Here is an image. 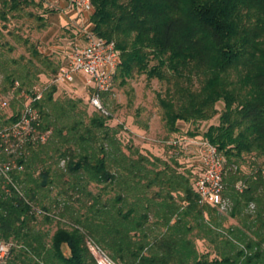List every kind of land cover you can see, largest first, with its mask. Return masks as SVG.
Masks as SVG:
<instances>
[{
	"label": "trees",
	"instance_id": "16d2710c",
	"mask_svg": "<svg viewBox=\"0 0 264 264\" xmlns=\"http://www.w3.org/2000/svg\"><path fill=\"white\" fill-rule=\"evenodd\" d=\"M91 3L89 26L120 54L114 87L140 76L161 82L158 115L176 139L169 157L125 139L106 106L112 92L108 116L90 105L91 91L85 107L50 85L63 63L18 37L29 59L0 52L2 91L18 111L0 114L3 264H97L90 244L119 264H264V0ZM43 5L0 0V39L12 20L47 28L44 14L28 10ZM142 111L135 125L148 130ZM181 125L207 129L200 136ZM194 138L224 158L225 210L199 202L201 169L184 156Z\"/></svg>",
	"mask_w": 264,
	"mask_h": 264
},
{
	"label": "rangeland",
	"instance_id": "374dc122",
	"mask_svg": "<svg viewBox=\"0 0 264 264\" xmlns=\"http://www.w3.org/2000/svg\"><path fill=\"white\" fill-rule=\"evenodd\" d=\"M43 2L44 5L42 9L30 7L28 10L37 16L44 14L49 26L44 30H38L36 28L38 25L36 19L10 21L7 24L8 30H3V35L5 37L0 39V52L4 54L5 58L9 60H20V58L24 56L26 59H29L30 55L26 51L24 43L18 40V37H23L25 40L29 39L31 42L39 44L41 51L55 62L61 61L64 63L67 51H69L73 43L78 40V34L82 33L83 24L81 23L79 27L67 26L65 24V21L60 16L62 0H43ZM88 17L90 18V14ZM87 20H85L84 23ZM85 24L88 25L87 23ZM3 25L4 22L0 20V28ZM9 32H12L13 35L11 36ZM10 48L13 50L10 51ZM50 83H52V81ZM3 86L4 76L0 74V98L7 102L5 107H0V114L4 115L5 119H8L18 111H13L10 105L13 102L14 96L9 93V91L3 92ZM163 86L164 85L158 80H152L149 83L145 76H140L130 80L129 84L123 88L115 86L106 106L112 111L114 118L112 124L124 123L121 134L125 139L131 140L134 144H137L139 147L156 156L169 157L170 155L168 156L167 152L169 148L168 144L175 140L176 136L174 134L169 135L164 123L158 115L156 94L163 89ZM60 88H66L70 95L76 99L81 98L84 101L85 107L86 104L88 105L90 88L84 84L82 76H77L75 83L71 85H60ZM131 89H133L134 92L130 94L129 91H131ZM130 99H133L132 104H129ZM19 104V101L15 103L16 108ZM138 109H146L147 111H142L140 120H149L148 130H144L143 127L135 125V120L137 118L135 119L134 115ZM150 112L152 116L149 118L148 115ZM181 127L184 132L187 131L189 134L197 133L200 136H202L207 129L206 125L202 128L189 125H181ZM127 128L130 129L127 130ZM131 130L134 132H131ZM188 138L189 137L186 139ZM197 152L196 148H191L184 153V156L188 157L192 162H197L200 166ZM200 248L201 250L205 249L204 246H200Z\"/></svg>",
	"mask_w": 264,
	"mask_h": 264
},
{
	"label": "built area",
	"instance_id": "2783aa9c",
	"mask_svg": "<svg viewBox=\"0 0 264 264\" xmlns=\"http://www.w3.org/2000/svg\"><path fill=\"white\" fill-rule=\"evenodd\" d=\"M68 8L82 16V35L67 51L66 58L60 72L52 80V85H71L76 82L77 76L83 77L84 84L90 88V105L104 116L109 115L105 107L104 95L114 89V77L120 64V54L113 42H108L94 34L89 26L88 15L92 13L91 0H66ZM88 18V20H87ZM87 20L85 23L84 21ZM85 24V25H84ZM50 84V85H51ZM14 92L19 83L15 84ZM36 99L42 97V90L36 89ZM12 94V93H11ZM3 107L7 102L0 98ZM17 125L15 126L16 129ZM7 135L2 136L6 139ZM175 144H177L175 142ZM187 149L196 148L200 160V174L195 181V190L201 204H208L225 210L228 203L224 200L225 191L224 158L217 147L202 139L185 141ZM10 170V167H6ZM90 249L96 258L97 264H119L99 247L90 244ZM9 252V245L0 243V263H5Z\"/></svg>",
	"mask_w": 264,
	"mask_h": 264
},
{
	"label": "crops",
	"instance_id": "0c3cea01",
	"mask_svg": "<svg viewBox=\"0 0 264 264\" xmlns=\"http://www.w3.org/2000/svg\"><path fill=\"white\" fill-rule=\"evenodd\" d=\"M61 17L65 21V24L68 26H73V27H79L81 23L83 24V19L80 14H78L76 11L71 10L68 8V4L66 0H62L61 4ZM82 34H78V38L81 37Z\"/></svg>",
	"mask_w": 264,
	"mask_h": 264
}]
</instances>
